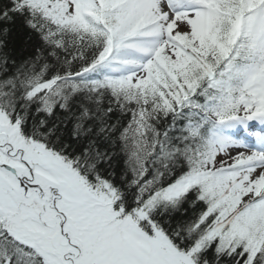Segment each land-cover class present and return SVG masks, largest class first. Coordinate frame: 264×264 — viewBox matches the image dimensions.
I'll return each mask as SVG.
<instances>
[{
  "label": "snow or ice",
  "instance_id": "1",
  "mask_svg": "<svg viewBox=\"0 0 264 264\" xmlns=\"http://www.w3.org/2000/svg\"><path fill=\"white\" fill-rule=\"evenodd\" d=\"M0 264H264V0H0Z\"/></svg>",
  "mask_w": 264,
  "mask_h": 264
}]
</instances>
